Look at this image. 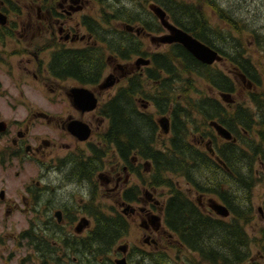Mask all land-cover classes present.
<instances>
[{
    "label": "flooded vegetation",
    "instance_id": "obj_1",
    "mask_svg": "<svg viewBox=\"0 0 264 264\" xmlns=\"http://www.w3.org/2000/svg\"><path fill=\"white\" fill-rule=\"evenodd\" d=\"M103 2H129L144 7L129 24L131 31L125 28L126 23L118 21L139 43L141 37L150 39L167 33L149 10L151 4L160 6L168 21L182 28L156 0H37L33 2L37 6L30 40L23 38V30H0L12 35L0 40V264H208L167 226V198L152 187L148 160L135 156L123 160L109 145L107 153L112 151L115 156L104 157L98 164L102 135L108 127L102 104L118 91L123 80L136 71L141 74V68L111 56L96 82L58 78L48 70L52 51L66 47L64 44H79L73 48L103 47L84 23L90 15L87 9ZM142 11L150 16V22H155V28L142 23V19H147ZM154 42L156 48L165 47V51L179 44ZM248 45L232 47L233 52H240L239 63L228 55L223 63L228 80L240 79L245 97L253 102L251 96L259 93L254 87L261 78L248 56L254 49L253 42ZM106 75H113L116 80L111 87H116V91L108 98L105 94L111 88H100ZM25 76H31L41 88L52 79L51 93L32 98L23 89L31 87ZM76 87L93 94V108L86 101H75L72 89ZM142 100L145 103L138 105L147 109V98ZM230 104L236 105V101ZM86 132L87 137L82 139ZM196 142L201 148L204 146V138ZM263 163L260 160L258 164ZM255 172L258 174L259 170ZM185 193L204 214L220 218L209 206V199L215 195L190 187L185 188ZM95 211L110 215L113 220H95L91 214ZM106 225L113 226L112 236L96 239L95 234ZM260 240L263 244L264 238ZM263 250L261 245L260 259H264Z\"/></svg>",
    "mask_w": 264,
    "mask_h": 264
},
{
    "label": "trees",
    "instance_id": "obj_2",
    "mask_svg": "<svg viewBox=\"0 0 264 264\" xmlns=\"http://www.w3.org/2000/svg\"><path fill=\"white\" fill-rule=\"evenodd\" d=\"M16 1L0 0V3L4 2L2 10L20 14L21 5ZM156 1L168 10L171 17L184 30L191 32L194 37L215 48L222 55L230 56L233 62H240V52H233L231 44L226 47L224 41L228 39L225 33L220 34L222 44L228 51L215 42L213 39L215 33H211L205 16L203 17L195 5L194 10L186 11L184 8L191 5L180 0ZM207 5L215 9L214 0H207ZM101 13L102 17L99 20L93 15H88L84 23L103 47L92 48L89 45L56 48L52 51L48 64L50 74L58 78L71 77L80 81L96 82L101 78L108 57H119L123 60H130L134 55L150 57L151 63L145 67V72L131 75L126 84L102 104L104 116L108 119V127L102 135L105 147L99 149L101 157L104 155L109 157L111 152L108 154L107 148L111 145L123 160L135 156L150 162L152 187H164L167 190L164 211L167 226L187 248L198 251L202 259L213 264H243L249 261L250 244L257 245L256 242L261 241H250L252 236L243 227L253 211L250 206L248 210L237 208V200L232 195L234 192L227 187L236 185L249 190L253 186V180H250L251 170L248 168L245 176L238 166L240 159L249 160V163L263 160L264 116L254 117L241 104L232 106L233 108H229L228 105L226 107L217 97L201 93L196 97H190L189 91L197 93V78L220 92L231 93L235 86L217 67L199 62L179 44L170 47L168 51L148 53L142 50L141 44L133 34L123 29L104 26L109 24L108 19L111 18L132 23L137 19L135 15H138V12L134 14L125 7H119L117 3L103 2ZM218 15L220 16L219 13ZM149 18L150 16L142 19V23L148 25ZM232 23L236 27V22ZM16 27V21H11L8 26H0V30ZM252 33L256 44L260 45L261 36L257 32ZM108 34H112L114 38ZM6 35L12 36L0 33V40ZM148 81L152 86L150 92L144 86ZM177 87L182 91L181 101L176 100ZM261 96L259 91L258 94L251 96V100L256 104L255 107L264 111V99H260ZM142 97L153 102L154 111L138 105L145 103ZM161 114H169L171 119L167 134L162 132L156 122V115ZM197 115L203 119V124L207 127L211 120L221 123L232 133L235 141L218 142L213 138L215 156H212L192 140L194 131L197 130L194 123ZM244 131L246 134H243ZM250 133L252 136H248ZM215 157L221 159L223 164ZM177 179H183L187 187L195 191L219 196L218 198L230 210L231 219L226 221L204 214L196 202L177 184ZM262 208L264 213V195ZM91 214L95 220L106 223L113 220L110 215L100 211ZM112 228V225L102 226L101 231L94 237L107 239L113 234ZM258 237L264 238V230L255 236L256 239ZM260 245L264 247V242ZM249 264L259 263L249 261Z\"/></svg>",
    "mask_w": 264,
    "mask_h": 264
},
{
    "label": "rangeland",
    "instance_id": "obj_3",
    "mask_svg": "<svg viewBox=\"0 0 264 264\" xmlns=\"http://www.w3.org/2000/svg\"><path fill=\"white\" fill-rule=\"evenodd\" d=\"M37 0H17L16 3H18L19 5H21V9L22 12L20 14H16L10 10L8 11H3L2 7L4 6V2L0 3V11L3 12L6 17H7V22L6 25H10L11 21H16V29L19 30H23L21 33H23V38L25 40H30L31 35L33 34V29H34V24L31 22V20H33L36 17V8L35 6H37V4L33 3L36 2ZM185 4L191 5L188 10L186 11H190L194 10V6L195 5L197 7V9L199 10V12L203 15V17L205 16L206 18V22L209 26L210 31H212L211 33H215V35H213V39L215 40V42L220 46L223 47V49L225 48L224 45L221 43L222 39H221V34L220 33H225V37L228 40H225L224 43L226 44V47L230 46V44L232 46L237 45V46H249L248 44L253 42L252 47L254 48L253 50H250V54L249 59L252 58V63L256 66L257 70H258V74L261 78V81L259 83V85L256 87H254V91H260L262 96L259 97L260 99H264V58L261 59V56L264 55V0H214L215 1V9L210 6L207 5V0H180ZM220 2V3H218ZM119 7H125L126 10L128 11H132L134 12V14H136L137 12H141V7L144 9V7L141 5H136L135 3H129L126 2L118 4ZM145 6V5H144ZM182 6V5H181ZM93 8L87 9L88 13L90 15H93L96 19H100L102 17V13H101V7L102 5H97V4H92ZM146 7V6H145ZM182 7H180L181 9ZM227 10H226V9ZM186 9V8H185ZM210 10L213 12V14L210 12ZM92 13H90V12ZM215 11V13H214ZM231 11V12H230ZM228 12V13H227ZM218 13L220 14V16L218 15ZM231 13V14H230ZM142 15L144 17H148V15H145V12L142 11ZM138 16V15H135ZM232 21H235V26L233 25ZM109 24L105 27H112L118 30H121L123 28V24L122 22L119 23L118 20H114L113 18L108 19ZM28 23H31L32 25H30V27H28ZM125 23V22H124ZM137 23V22H136ZM238 23V24H237ZM130 24V23H129ZM148 25L152 28H155V22H149ZM245 25V26H244ZM26 30V31H25ZM28 30V31H27ZM222 30V31H220ZM154 31V30H153ZM252 31L257 32L260 36H261V41H260V45L258 46L256 44V40L254 37V34L251 33ZM156 33L159 31H155ZM229 32H232L231 34H229ZM108 36H112V38H114V36L112 34H108ZM263 36V37H262ZM140 43L142 45V50L146 51V52H160V51H165V47H161V48H156L154 46L155 42H152L150 39L146 38V37H141L139 38ZM66 45V47H72V46H76L79 44H64ZM263 45V46H262ZM226 49V48H225ZM228 51V49H226ZM46 55V60L48 59V52H45ZM256 55L258 56V58L256 57ZM136 56L138 55H134L133 57L135 58H131L130 60H120L121 62H125L127 64H132L134 65V60L136 59ZM225 56V55H224ZM146 57V56H145ZM111 58V57H110ZM225 61V59H224ZM213 67H217L219 71H221L223 74L226 72L225 70V64L223 63V60L221 62L215 63L212 65ZM141 68V73L144 72V66H140ZM226 74V73H225ZM224 74V75H225ZM233 78H236L233 77ZM24 80L26 82V80L29 82L30 86H23L24 92L26 94L29 95H33L34 97L32 98H41L40 95L43 94H49L51 93L49 88L50 86H52L50 83L52 82V79L47 80V86L44 88H41V85L35 81L34 79H32L31 76H25ZM127 80V79H126ZM126 80H123L122 84L120 85V87L122 85L126 84ZM197 82V93L193 92V91H189L188 95L190 97H196L197 95H199L198 93H201L202 95H209V96H214L217 97V89H213L208 83H206L205 81L201 80V79H196ZM232 82L234 83V91L229 93L230 96L234 97V100L236 101V104L240 103L241 105L244 104V108H246L247 110H249L251 112V114L254 117L257 116H264L263 111H259V108L256 106L255 107V103L251 102L250 100L247 99L246 93L244 94V90L243 87L240 85V79H232ZM178 85V84H177ZM145 89L147 91H152V86H151V82H146L144 84ZM3 87L5 88V85H3ZM246 88V87H245ZM116 91V87H113L110 89V91L108 93L105 94V98H108L109 96L113 95V93ZM182 91H180V87L176 88V92L178 93L176 95V100H179L180 98H182L180 96V93ZM159 94H156V96H158ZM179 95V96H178ZM40 103L42 104L43 102L40 101ZM225 106L226 104L223 103ZM227 107V106H226ZM147 109H149L150 111H154L155 107L153 105V102L150 99H147ZM157 118H159L160 116H166L169 120H170V116L169 114H161L160 116L156 115ZM194 123H195V128L197 130L194 131L193 134V138L194 137H198L200 136V134L202 135V133H204L202 136L204 139H219V137L216 135L215 131L207 126H205L203 124V119L197 115V117L194 119ZM245 132V131H244ZM246 134V132L244 133ZM214 136V137H213ZM248 136H252L251 133ZM218 142H221L220 140H217ZM103 146V143L100 145ZM111 154L112 151H110ZM109 154V153H108ZM109 155V157L113 158L115 156V154ZM264 154V153H263ZM105 155L103 157L98 156L97 161L98 164L101 165L102 162V158H104ZM242 157V156H240ZM262 158L264 161V155H262ZM260 160L257 161V163H249V160L245 161L243 159L239 160V170L246 176V170L249 168L251 170L250 173V180H253V188L250 187L249 190H247V188L243 189L240 188L239 186L236 185H232V186H228L227 188L230 189L232 192H234V194H232L235 198H236V204H237V208H240L242 210H248L249 206L251 207L253 213L250 217V222L248 220V222L245 224H243V226L245 227V230L248 231V233H250V235L252 236V238H250V241L253 240H260L261 238L258 237V239L255 238V236L259 235V232L261 230H264V216H261L258 212V207L262 205L263 203V195H264V163L263 165H259ZM247 165V166H246ZM256 169L259 170L258 174L255 172ZM257 176V177H256ZM177 184L182 188L185 189L186 184L183 181V179H177ZM159 193L162 195H164L165 199L167 198L168 194H167V190L163 189V188H158ZM253 189V190H252ZM247 190V191H246ZM243 194V195H242ZM241 195V196H240ZM213 197V196H210ZM215 198L217 201L220 202V200L217 197H213ZM244 198V199H243ZM194 200H196L195 198H193ZM243 200V201H242ZM251 203H250V201ZM242 202V203H241ZM246 205H244L243 204ZM251 204V205H250ZM228 218V217H227ZM226 218V219H227ZM261 226V227H260ZM257 245H255L254 243L250 244V258L252 262H257L259 264H264V259H260L258 257L259 253L258 250L261 251V245L260 243H257ZM202 261H205L204 259H202ZM207 262V261H205ZM208 263V262H207ZM208 264H213V263H208ZM243 264H249V261H245Z\"/></svg>",
    "mask_w": 264,
    "mask_h": 264
},
{
    "label": "water",
    "instance_id": "obj_4",
    "mask_svg": "<svg viewBox=\"0 0 264 264\" xmlns=\"http://www.w3.org/2000/svg\"><path fill=\"white\" fill-rule=\"evenodd\" d=\"M76 2V1H75ZM149 8L153 11V13L159 18L161 24L163 27H165L168 31L167 34L158 36V37H152V41H158L160 43H179L181 44L187 51L198 61H200L203 64L210 65L215 61H220L222 59V56L219 54L217 50L214 48L208 46L207 44L199 41L198 39L192 37L190 34H188L186 31H184L181 28H177L171 23L168 22L165 16V12L156 5H149ZM79 9V8H76ZM75 9V10H76ZM5 16L0 12V24L5 23ZM125 28L127 30H132L133 27L130 25H126ZM138 32V30H136ZM150 62L149 59L144 57H137L134 61V64L136 66L140 65H148ZM116 80L114 79L113 75L106 76L103 81L100 83V88L106 89L114 85ZM72 95L74 99L80 100V97L85 96L88 100H90L89 108H93L96 104V99L93 96V94L84 88H73L72 89ZM221 97L223 100L230 102L231 98L229 94L221 93ZM159 125L164 130V132L168 131V119L166 117H162L158 120ZM217 132L218 135L223 137L224 139L230 140L232 138L231 133L221 124L217 123L216 121H211L209 123ZM88 135V132H86L82 137V139L86 138ZM209 152L213 154V150L208 146ZM209 206L219 215L221 216H227L229 214V210L214 201V199H209ZM260 210V208H259Z\"/></svg>",
    "mask_w": 264,
    "mask_h": 264
},
{
    "label": "bare ground",
    "instance_id": "obj_5",
    "mask_svg": "<svg viewBox=\"0 0 264 264\" xmlns=\"http://www.w3.org/2000/svg\"><path fill=\"white\" fill-rule=\"evenodd\" d=\"M218 3H220V2H218ZM226 9V8H225ZM227 10V9H226ZM231 12V11H230ZM228 13V12H227ZM231 14V13H230ZM245 26V25H244ZM252 33V32H251ZM263 37V36H262ZM264 38V37H263ZM264 41V40H263ZM222 43V42H221ZM264 43V42H263ZM219 44V43H218ZM264 45V44H263ZM262 45V46H263ZM209 46V45H208ZM211 47V46H210ZM213 48V47H212ZM215 49V48H214ZM216 50V49H215ZM218 51V50H217ZM75 101H79V100H75ZM80 101H86L85 102V104H89V102H90V100H88L85 96H82V97H80ZM195 115V114H194ZM196 117V116H195ZM199 118H200V116H199ZM192 129V128H191ZM244 134V133H243ZM238 136V135H237ZM247 136V135H246ZM239 137V136H238ZM236 140H238V138L236 139ZM231 142V141H230ZM242 142V141H241ZM239 146V145H238ZM242 147V146H241ZM247 166V165H246ZM257 177V176H256ZM212 187H213V185H212ZM253 188V187H252ZM253 190V189H252ZM210 192V191H209ZM208 194H210V193H208ZM243 195V194H242ZM241 196V195H240ZM219 197V196H218ZM244 199V198H243ZM243 201V200H242ZM250 201V200H249ZM242 203V202H241ZM250 203H251V201H250ZM243 204H244V202H243ZM246 204V203H245ZM244 204V205H245ZM251 205V204H250ZM246 206V205H245ZM252 207V206H251ZM240 208H242V207H240ZM232 215V214H231ZM222 221V220H221ZM249 222H250V220H249ZM244 224H245V222H244ZM246 225V224H245ZM244 227V226H243ZM261 227V226H260ZM245 228V227H244ZM208 251V250H207ZM242 251V250H241Z\"/></svg>",
    "mask_w": 264,
    "mask_h": 264
}]
</instances>
